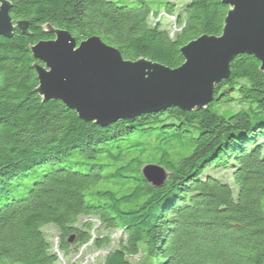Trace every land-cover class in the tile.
<instances>
[{
	"label": "trees",
	"instance_id": "trees-1",
	"mask_svg": "<svg viewBox=\"0 0 264 264\" xmlns=\"http://www.w3.org/2000/svg\"><path fill=\"white\" fill-rule=\"evenodd\" d=\"M8 1L30 35L0 37V264H56L57 253L91 241L108 248L113 240L97 237L100 229L119 234L103 264H132L142 250L158 264H264V74L256 58L236 57L206 108L108 127L35 93L30 48L53 39L47 24L78 43L98 37L125 60L177 69L184 46L221 35L222 0ZM148 165L167 170L161 188L145 180ZM50 224L54 252L43 229Z\"/></svg>",
	"mask_w": 264,
	"mask_h": 264
},
{
	"label": "water",
	"instance_id": "water-1",
	"mask_svg": "<svg viewBox=\"0 0 264 264\" xmlns=\"http://www.w3.org/2000/svg\"><path fill=\"white\" fill-rule=\"evenodd\" d=\"M222 3L229 11L221 35H204L184 46V63L177 69L146 59L125 60L98 37L78 43L68 31L47 24L43 29L53 39L30 48L37 61L35 93L43 102H62L80 120L101 127L167 109L206 108L214 101L216 86L230 78L236 57L256 58L264 74V0ZM12 10L10 1L0 0V37L10 39L16 30L29 36L30 23L15 21ZM142 174L154 188H161L169 176L156 165L144 167Z\"/></svg>",
	"mask_w": 264,
	"mask_h": 264
},
{
	"label": "rangeland",
	"instance_id": "rangeland-1",
	"mask_svg": "<svg viewBox=\"0 0 264 264\" xmlns=\"http://www.w3.org/2000/svg\"><path fill=\"white\" fill-rule=\"evenodd\" d=\"M172 4H175L176 6H180L183 5L187 0H167ZM163 23L165 24V27H169L170 25H172V23H174V17L170 18V19H164ZM239 107H243L241 105H239V103L237 104H233L230 106V109L236 111L239 110ZM250 107V106H249ZM248 107V108H249ZM247 108V107H244ZM254 108V107H253ZM252 108L251 113L254 114V110ZM223 109V110H222ZM220 110H222V112H224L225 110H228L227 108H222ZM215 112L218 113L221 116H225L223 115L220 110L214 108ZM83 219H80L79 222V227L82 226L83 224ZM44 232L46 233V235L48 236L51 244H52V251H56V247H58V241H59V236H58V231L55 225L50 224V225H46L44 228ZM95 235H97V237L99 236H111V239L113 240L112 244L108 247V248H103V249H97L94 246L90 245L87 248H84V246H82L77 252L72 253L69 256H65L64 254H58V262L56 264H103L104 259L106 257V255L114 249L118 248V237L119 234L116 231H109V230H104V229H100L98 232L94 233ZM128 260L132 263V264H158V260L156 259H152V258H148V256L145 254V252L142 250L140 251L139 255L136 257H129Z\"/></svg>",
	"mask_w": 264,
	"mask_h": 264
},
{
	"label": "built area",
	"instance_id": "built-area-1",
	"mask_svg": "<svg viewBox=\"0 0 264 264\" xmlns=\"http://www.w3.org/2000/svg\"><path fill=\"white\" fill-rule=\"evenodd\" d=\"M91 244H92V241L89 244L85 245L84 248L89 247Z\"/></svg>",
	"mask_w": 264,
	"mask_h": 264
},
{
	"label": "bare ground",
	"instance_id": "bare-ground-1",
	"mask_svg": "<svg viewBox=\"0 0 264 264\" xmlns=\"http://www.w3.org/2000/svg\"><path fill=\"white\" fill-rule=\"evenodd\" d=\"M92 245V244H91Z\"/></svg>",
	"mask_w": 264,
	"mask_h": 264
}]
</instances>
